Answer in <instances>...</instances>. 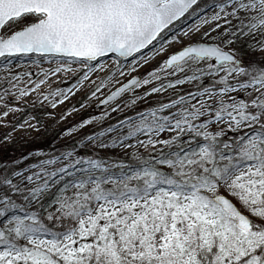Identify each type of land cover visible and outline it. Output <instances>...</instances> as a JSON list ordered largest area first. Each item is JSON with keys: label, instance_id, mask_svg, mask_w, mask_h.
Returning a JSON list of instances; mask_svg holds the SVG:
<instances>
[{"label": "snow or ice", "instance_id": "obj_1", "mask_svg": "<svg viewBox=\"0 0 264 264\" xmlns=\"http://www.w3.org/2000/svg\"><path fill=\"white\" fill-rule=\"evenodd\" d=\"M77 93L0 159V264H264V0H0V145Z\"/></svg>", "mask_w": 264, "mask_h": 264}, {"label": "rangeland", "instance_id": "obj_2", "mask_svg": "<svg viewBox=\"0 0 264 264\" xmlns=\"http://www.w3.org/2000/svg\"><path fill=\"white\" fill-rule=\"evenodd\" d=\"M72 81H67L66 84H59L54 80L53 86H70ZM83 102V96L80 93H77L75 96L69 98L68 101L64 102L62 105H58L54 110V116H48L44 113L43 109L37 105L33 110L31 106L27 109L29 112H34V114L39 117L44 127L39 129V134L36 132L32 133H22L16 132L13 133L14 142L8 143L6 145H0V159L7 160L8 158H17L20 153H27L28 151H43L40 146L46 141H50L51 145H61L67 141L72 140V137L61 138V134L69 127H73L79 124L83 119H88L91 116L99 115L100 111L103 110V106L97 107L98 101H92V106L80 109L79 104ZM75 107L76 112H73L72 109ZM48 111H53L48 109ZM65 115L64 120H60L59 116ZM117 114H113V121L116 118ZM11 120V116L8 118ZM95 126L89 125L84 129H81L80 132L84 134L94 131ZM11 131L10 128H5L3 125H0V134ZM76 134H73L75 136ZM23 136V139L21 137Z\"/></svg>", "mask_w": 264, "mask_h": 264}, {"label": "trees", "instance_id": "obj_3", "mask_svg": "<svg viewBox=\"0 0 264 264\" xmlns=\"http://www.w3.org/2000/svg\"><path fill=\"white\" fill-rule=\"evenodd\" d=\"M72 142H73V139L70 140V141H67L65 143H62L61 145H51V142L50 141H46L44 144H42L41 149L44 151V152H48L50 151L53 147H61L63 145H68V146H71L72 145Z\"/></svg>", "mask_w": 264, "mask_h": 264}]
</instances>
